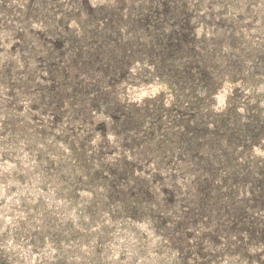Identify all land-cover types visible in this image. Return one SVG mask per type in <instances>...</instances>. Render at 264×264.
<instances>
[{"label": "rangeland", "instance_id": "obj_1", "mask_svg": "<svg viewBox=\"0 0 264 264\" xmlns=\"http://www.w3.org/2000/svg\"><path fill=\"white\" fill-rule=\"evenodd\" d=\"M80 1L92 9L109 3L39 0L52 7L25 21L17 18L28 0H10L11 13L0 10V264H264V240L229 230L202 210L206 163L221 158L218 149L203 144L189 155L185 142L177 145L161 132L150 139L140 132L142 145L123 147L103 107L89 109L87 117L79 111L93 94L75 91L86 73L67 67L73 53L68 50L54 77L39 60L43 36L51 39L55 29L80 35ZM183 1L193 10L198 39L224 38L221 49L234 58L229 42L235 41L236 51L246 55L239 71L224 75L213 110L224 111L235 95L243 121L251 107L264 118V0ZM165 2L150 1L158 9ZM65 17L63 28L58 23ZM155 70L144 57L136 61L120 96L139 104L162 94L172 106L176 94ZM179 129L171 130L172 137ZM159 140L164 155L136 161L145 145ZM246 158H264V139ZM123 159L135 163L132 177L115 181L110 168ZM137 183L146 184L148 199L136 192ZM257 215L264 224V208Z\"/></svg>", "mask_w": 264, "mask_h": 264}, {"label": "trees", "instance_id": "obj_2", "mask_svg": "<svg viewBox=\"0 0 264 264\" xmlns=\"http://www.w3.org/2000/svg\"><path fill=\"white\" fill-rule=\"evenodd\" d=\"M9 1L2 0L0 10L14 11ZM150 1L109 0L108 4L93 9L80 1L85 13L84 18L78 19L80 35H66L55 29L51 39L43 36L45 53L39 60L54 77L56 68L63 69L58 66L68 50L73 53L67 67L74 66L75 73H86L78 81L79 86L74 84L75 91L85 98L93 94L88 106H81L79 111L87 117L89 109L103 107L117 133L122 135L123 147L142 145L146 139L139 136L140 132L147 139L161 132L163 139L175 138L177 145L183 146L185 142L183 147L189 155H194L203 144L218 149L221 158L216 163L213 159L206 163L208 179L202 185V210L210 215L212 212L229 230H248L251 238L264 240V224L257 215L264 208V158H246L253 146L264 139V118L258 108L251 107L247 121H243L235 95L224 111L212 108L224 75L239 71V60L246 55L236 51L235 41L229 42L231 51L235 49L234 58L233 51L221 49L224 38L198 39L190 23L193 10L186 1L166 0L159 9ZM39 3L28 0L24 14L17 20L25 21L28 16L40 15L45 6L52 7ZM58 24L65 28L66 17ZM143 57L154 64L155 73L165 77L176 94L172 106L164 104L162 94L139 104L128 103L124 94L120 96V88L132 81L131 65ZM5 73L8 76L10 72ZM70 74L67 70L64 79ZM177 126L181 131L172 137L171 130ZM163 142L145 145L136 161L151 153L164 155ZM101 153L99 148L95 155L100 157ZM134 164L123 159L120 165L111 166L115 181L131 178ZM220 169L223 173H219ZM216 177L220 180L214 181ZM136 192L141 198H149L145 183H137Z\"/></svg>", "mask_w": 264, "mask_h": 264}]
</instances>
